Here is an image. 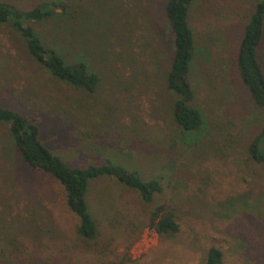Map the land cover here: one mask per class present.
<instances>
[{
	"label": "rangeland",
	"instance_id": "rangeland-1",
	"mask_svg": "<svg viewBox=\"0 0 264 264\" xmlns=\"http://www.w3.org/2000/svg\"><path fill=\"white\" fill-rule=\"evenodd\" d=\"M0 2L21 10L58 2L80 9L69 34L49 20L29 25L98 75L93 92L56 80L16 32L0 25V105L33 118L41 142L68 166L108 159L160 185L144 203L113 178L92 180L86 202L96 234L84 239L61 185L25 166L0 125V264H202L211 246L221 251V264H264V163L246 154L264 109L254 105L235 66L255 0L188 6L190 105L204 118L195 135L180 132L170 115L166 0ZM256 55L264 72V29ZM157 204L174 214L177 232L158 235L148 226Z\"/></svg>",
	"mask_w": 264,
	"mask_h": 264
},
{
	"label": "trees",
	"instance_id": "trees-1",
	"mask_svg": "<svg viewBox=\"0 0 264 264\" xmlns=\"http://www.w3.org/2000/svg\"><path fill=\"white\" fill-rule=\"evenodd\" d=\"M191 1L166 0L164 7L172 43L164 85L175 97L170 107L172 121L185 135H195L204 124L201 111L190 105L193 90L189 78L194 39L187 22V12ZM78 12L80 9L61 2L39 3L26 10L0 2V25H6L16 32L23 39L27 54L53 78L70 87L93 92L98 75L88 61L81 56L66 59L52 41L43 40L29 25V22L49 20L53 21L56 29L62 26L61 30L69 34L71 28L78 25L74 18ZM263 26L264 0H255L253 11L243 26L235 61L241 83L246 87L254 105L262 109L264 72L257 60L256 49L263 34ZM0 125L6 127L8 139L25 166L50 176L61 185L64 202L78 220L76 231L84 239H91L96 234V224L86 202V193L92 180L99 177L113 178L124 187L134 190L144 203H150L153 195L160 191L158 180H141L135 170L108 159L99 164L68 166L41 142L36 121L13 108L0 105ZM246 154L253 162L264 163V119L248 141ZM148 226L158 235L178 231L174 214L163 204H157L149 211ZM221 258V251L211 246L202 264H221Z\"/></svg>",
	"mask_w": 264,
	"mask_h": 264
}]
</instances>
